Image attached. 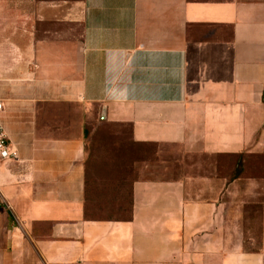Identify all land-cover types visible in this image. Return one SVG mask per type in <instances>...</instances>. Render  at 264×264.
Instances as JSON below:
<instances>
[{
	"label": "crops",
	"instance_id": "obj_1",
	"mask_svg": "<svg viewBox=\"0 0 264 264\" xmlns=\"http://www.w3.org/2000/svg\"><path fill=\"white\" fill-rule=\"evenodd\" d=\"M27 1L34 37L0 48V264H264V0ZM70 106L157 147L130 220L88 217Z\"/></svg>",
	"mask_w": 264,
	"mask_h": 264
},
{
	"label": "rangeland",
	"instance_id": "obj_2",
	"mask_svg": "<svg viewBox=\"0 0 264 264\" xmlns=\"http://www.w3.org/2000/svg\"><path fill=\"white\" fill-rule=\"evenodd\" d=\"M77 2L81 0H70ZM28 1L18 7L14 0H0V48H7L18 54L19 47L28 46L34 37L35 23H30ZM72 8V7H70ZM44 28L37 25V29ZM82 27L70 26V37L79 39ZM43 36V32L37 37ZM19 56V55H18ZM21 61L22 58H18ZM34 71V70H31ZM69 112H76L84 117V131L87 139L88 177L92 201L95 203L94 214L88 217L100 219H122L129 217L130 184L140 175V163L154 164L157 161L156 146H138L131 140L130 129L125 125L112 124L99 118L96 110L85 113L80 109L68 107ZM63 111V110H62Z\"/></svg>",
	"mask_w": 264,
	"mask_h": 264
},
{
	"label": "built area",
	"instance_id": "obj_3",
	"mask_svg": "<svg viewBox=\"0 0 264 264\" xmlns=\"http://www.w3.org/2000/svg\"><path fill=\"white\" fill-rule=\"evenodd\" d=\"M5 106L2 100H0V115L4 112ZM18 155L12 144L9 142L4 126L0 121V161L17 160ZM4 201L0 196V207H2Z\"/></svg>",
	"mask_w": 264,
	"mask_h": 264
},
{
	"label": "trees",
	"instance_id": "obj_4",
	"mask_svg": "<svg viewBox=\"0 0 264 264\" xmlns=\"http://www.w3.org/2000/svg\"><path fill=\"white\" fill-rule=\"evenodd\" d=\"M134 145H135V143H134ZM136 145H138V146H145V145H148V146H155V145H153V144H136ZM128 220H130V216L128 217Z\"/></svg>",
	"mask_w": 264,
	"mask_h": 264
}]
</instances>
